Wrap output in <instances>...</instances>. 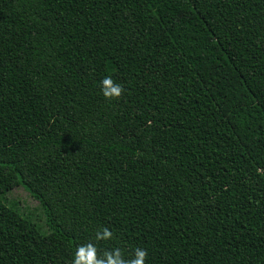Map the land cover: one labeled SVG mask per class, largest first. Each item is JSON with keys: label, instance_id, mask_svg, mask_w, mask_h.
I'll use <instances>...</instances> for the list:
<instances>
[{"label": "trees", "instance_id": "obj_1", "mask_svg": "<svg viewBox=\"0 0 264 264\" xmlns=\"http://www.w3.org/2000/svg\"><path fill=\"white\" fill-rule=\"evenodd\" d=\"M85 243L264 264V0H0V264Z\"/></svg>", "mask_w": 264, "mask_h": 264}, {"label": "clouds", "instance_id": "obj_2", "mask_svg": "<svg viewBox=\"0 0 264 264\" xmlns=\"http://www.w3.org/2000/svg\"><path fill=\"white\" fill-rule=\"evenodd\" d=\"M100 93L105 100H118L124 93L121 83L114 81L111 76L105 75L98 82ZM112 232L108 228H102L95 234L97 241H107L112 238ZM148 253L143 248H136L134 255L125 259L119 248L105 251L103 256L98 255L97 247L93 243H85L78 246L73 255L71 264H146Z\"/></svg>", "mask_w": 264, "mask_h": 264}, {"label": "rangeland", "instance_id": "obj_3", "mask_svg": "<svg viewBox=\"0 0 264 264\" xmlns=\"http://www.w3.org/2000/svg\"><path fill=\"white\" fill-rule=\"evenodd\" d=\"M8 198L10 201L19 203L27 213L37 219L40 225L44 226L45 220L39 209L38 202H36L23 188L13 190Z\"/></svg>", "mask_w": 264, "mask_h": 264}]
</instances>
